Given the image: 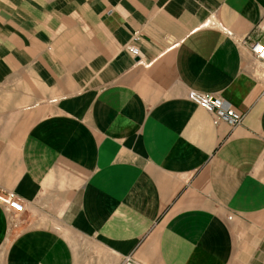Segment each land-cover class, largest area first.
Masks as SVG:
<instances>
[{"label":"crops","instance_id":"0c3cea01","mask_svg":"<svg viewBox=\"0 0 264 264\" xmlns=\"http://www.w3.org/2000/svg\"><path fill=\"white\" fill-rule=\"evenodd\" d=\"M254 41L264 0H0V264H264Z\"/></svg>","mask_w":264,"mask_h":264},{"label":"built area","instance_id":"2783aa9c","mask_svg":"<svg viewBox=\"0 0 264 264\" xmlns=\"http://www.w3.org/2000/svg\"><path fill=\"white\" fill-rule=\"evenodd\" d=\"M204 24L209 25L214 24V22L208 19ZM138 40L139 36L134 34L126 45L127 52L133 57L138 56L139 53L137 47ZM249 50L257 60L264 63V42L254 41L249 45ZM187 96L208 113L213 115L214 118L225 121L231 126L238 125L244 117V113L241 110L218 94L191 89L188 91ZM0 204H2L7 210L11 209L15 212H21L23 210L22 204L19 203L16 194L10 191L0 192ZM121 264L142 263L138 262L132 254H128L122 257Z\"/></svg>","mask_w":264,"mask_h":264}]
</instances>
